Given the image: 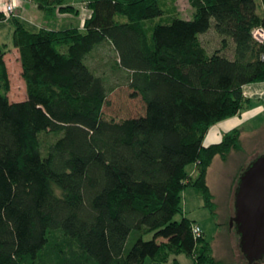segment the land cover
I'll use <instances>...</instances> for the list:
<instances>
[{"label": "trees", "instance_id": "obj_1", "mask_svg": "<svg viewBox=\"0 0 264 264\" xmlns=\"http://www.w3.org/2000/svg\"><path fill=\"white\" fill-rule=\"evenodd\" d=\"M35 1L48 16L74 10ZM80 1L91 10L83 29L30 31L13 16L21 101L9 98L0 44V264H177L180 254L231 264L194 233L181 196L193 186L216 213L208 170L242 150L240 130L203 139L246 106L244 85L264 81V42L252 34L264 30V0H189L190 18L165 13L163 0ZM121 84L140 113L106 118Z\"/></svg>", "mask_w": 264, "mask_h": 264}, {"label": "rangeland", "instance_id": "obj_2", "mask_svg": "<svg viewBox=\"0 0 264 264\" xmlns=\"http://www.w3.org/2000/svg\"><path fill=\"white\" fill-rule=\"evenodd\" d=\"M5 1L0 0V7H4ZM18 1L19 4L15 7L13 13H6V18L0 20V44L6 50L4 59L10 79L9 98L12 101H21L26 98V84L22 78L19 52L12 42L14 30L13 16H16L28 30L37 31L40 28L59 30L78 27L83 29L85 19L91 14V10L80 0H69L74 6V10L67 13L59 11L56 13V16L46 15L35 0ZM162 2L161 5L165 13L173 14L175 12L181 18H190L193 15L194 9L190 5L189 0H166V7L164 6V0ZM166 8L174 9V11L167 12ZM118 19L125 20L124 17H118ZM206 37L207 39L212 38L214 41V32L208 33ZM212 47V49H216L219 47V44L214 45L213 42ZM141 104L140 98H131L129 96L127 86L118 85L107 97L104 115L106 118H114L116 120L135 116L140 113ZM42 133L44 132H41L39 135ZM248 138L250 137L246 136L243 143L247 149H250L255 143ZM257 138L259 140L257 151L262 154L264 153V130L257 135ZM43 139L49 142L52 140V137L51 135H44ZM245 155H242L243 157L240 160H243ZM192 165L193 163L187 167L189 172L192 169ZM236 165L237 163L231 159L227 163L215 159L209 168L208 182L215 197L216 213H212L209 208L203 206L201 192L193 186L186 187L181 196L183 215L199 223L203 236L211 246L212 254L218 259L231 264H237V260H240L242 263L245 261L238 246L239 238L236 228L230 224L235 209L234 193L233 191L231 193L229 185L230 179L237 173L235 169ZM176 218H181V215H177ZM151 237L152 234H148L144 236V239L148 240ZM173 258L166 264H175ZM177 259V264H193L191 257L186 254H180L177 256Z\"/></svg>", "mask_w": 264, "mask_h": 264}, {"label": "water", "instance_id": "obj_3", "mask_svg": "<svg viewBox=\"0 0 264 264\" xmlns=\"http://www.w3.org/2000/svg\"><path fill=\"white\" fill-rule=\"evenodd\" d=\"M230 224L248 264L264 258V153L254 157L239 176Z\"/></svg>", "mask_w": 264, "mask_h": 264}, {"label": "crops", "instance_id": "obj_4", "mask_svg": "<svg viewBox=\"0 0 264 264\" xmlns=\"http://www.w3.org/2000/svg\"><path fill=\"white\" fill-rule=\"evenodd\" d=\"M204 40L208 39L203 37ZM212 39V38H210ZM214 45H217V37L215 36ZM213 42L210 41L209 43L213 45ZM122 85V84H121ZM124 86V85H123ZM243 94L246 99H248V103L246 106L241 110V112L233 117L228 119L222 120L213 126L210 127L208 132L206 133L203 144L204 146H208L210 144L218 143L221 141L222 136L224 133L230 131L233 128H238L240 130V137L242 141V150L237 151L233 150L227 160H222L219 156H216L215 159H219L223 163H227L230 159L237 163L235 166L236 172L238 173L240 169L246 167L248 163L259 155L258 147H259V140L257 135L264 130V81L254 82L243 86ZM249 136L250 140L254 141L255 145L252 146L250 149H247L243 143L244 138ZM249 155L240 160L243 156L242 155ZM214 159V160H215ZM213 160V161H214ZM213 163V162H212ZM212 165V164H211ZM209 172V170H208ZM192 175L196 174V167L195 164L192 165V169L190 171ZM236 174L232 176L230 179V190L231 193L235 190V182L234 179ZM208 179V176H207ZM209 184V182H208ZM210 186V184H209ZM211 188V186H210ZM212 190V189H211ZM195 221V220H194ZM199 225V223L195 222ZM200 226V225H199ZM201 227V226H200ZM202 230V229H201ZM174 261V258H173ZM237 264H243L240 260L236 261ZM175 263V261H174ZM178 263V259H177ZM176 264V263H175ZM235 264V263H234Z\"/></svg>", "mask_w": 264, "mask_h": 264}, {"label": "built area", "instance_id": "obj_5", "mask_svg": "<svg viewBox=\"0 0 264 264\" xmlns=\"http://www.w3.org/2000/svg\"><path fill=\"white\" fill-rule=\"evenodd\" d=\"M18 2V0H6L4 7L0 8L5 12V14L13 13L15 7L19 4ZM252 34L258 42H264V30L262 28H254L252 30ZM262 58L264 59V55L262 56ZM193 231L196 235H199L202 232L201 227L198 224H195L193 226Z\"/></svg>", "mask_w": 264, "mask_h": 264}]
</instances>
